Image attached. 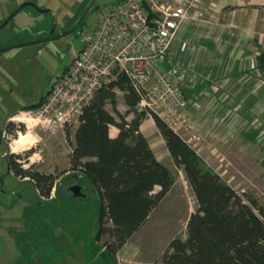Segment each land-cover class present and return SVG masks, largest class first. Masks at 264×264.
<instances>
[{
  "label": "rangeland",
  "instance_id": "374dc122",
  "mask_svg": "<svg viewBox=\"0 0 264 264\" xmlns=\"http://www.w3.org/2000/svg\"><path fill=\"white\" fill-rule=\"evenodd\" d=\"M84 1L10 0L0 4V18L8 10L33 2L40 8L52 10L56 28L60 29L80 12ZM111 1L114 0H95L74 34L47 41L39 51L29 45L0 52V174L5 176L2 187L0 185V264H116L117 256L113 263L103 256L102 241L107 237L102 236L100 241L96 239L98 201L86 181L89 198L76 200L86 210L82 211L84 217L78 221H66L62 209L63 202L70 197L66 187L73 183L72 177L61 182L57 179L60 183L57 194L54 187L50 197L45 198L38 194L29 177L7 172V160L14 155L13 159H18L23 169L63 173L62 177L67 175L64 171L68 166L70 146L65 134L68 130L70 139L73 138L76 122L51 134L30 113L32 109L23 107L38 102L51 80L71 63L82 47L78 36L80 29L82 26L93 27L96 23L94 8ZM50 22L48 13L25 7L0 29V47L6 43L13 45L18 38L16 35L26 40L39 27H46ZM22 27L24 30L20 32ZM229 98L227 93L219 103ZM214 100L217 101L216 97ZM187 102L185 112L191 127L182 129L179 134L237 192L251 194L264 205V100L251 107L242 118L238 116L237 106L225 107L220 121L217 124L211 122V127L206 126L210 128L207 132L202 128L205 121L199 114L201 104L195 99H187ZM107 107L113 112L110 104ZM191 109L196 111L189 121ZM116 110L122 114L126 112L122 92L118 90ZM8 116L14 117L11 120L13 130L5 128ZM133 116V113L126 114L127 119ZM220 124L226 128L224 133L218 132ZM18 125L22 128L19 129ZM254 130H257L254 140L244 137L243 133ZM21 135L27 136L18 142ZM168 166L174 178L173 186L132 238L140 245L138 257L153 262L161 256L171 238H185L186 220L195 208L193 193L182 170L172 162ZM51 203L57 205L56 211L52 205L44 206Z\"/></svg>",
  "mask_w": 264,
  "mask_h": 264
},
{
  "label": "trees",
  "instance_id": "16d2710c",
  "mask_svg": "<svg viewBox=\"0 0 264 264\" xmlns=\"http://www.w3.org/2000/svg\"><path fill=\"white\" fill-rule=\"evenodd\" d=\"M259 63L264 68V54L259 55ZM117 90L122 92L125 114L116 110ZM139 99L124 74L96 91L78 118L73 140L66 130L70 151L65 177L63 173L23 169L11 158L14 155L8 158L10 171L15 176L29 177L42 197L49 198L54 187L57 194L58 182L69 177L81 186L86 196L80 198L72 197L66 187L70 194L63 202L66 221L84 217L82 211L86 210L76 200L90 196L85 181L92 187L98 201L96 239L107 237L102 241L103 256L112 263L116 252L147 221L174 183L169 166L156 159L139 129L146 116L144 110L137 109ZM38 102L23 109L33 110ZM108 104L113 112L107 109ZM129 113L134 116L127 119ZM150 113L172 164L182 170L195 199V208L186 220L185 238H171L153 264H264V205L251 194L237 192L186 139ZM110 127L117 131L113 137ZM5 128L13 130L12 121H7ZM252 134L251 140L257 131ZM50 205L56 211L55 203L44 206Z\"/></svg>",
  "mask_w": 264,
  "mask_h": 264
},
{
  "label": "built area",
  "instance_id": "2783aa9c",
  "mask_svg": "<svg viewBox=\"0 0 264 264\" xmlns=\"http://www.w3.org/2000/svg\"><path fill=\"white\" fill-rule=\"evenodd\" d=\"M198 2L114 0L97 5L95 25L82 26L78 33L81 49L51 80L30 113L55 134L59 128L77 123L96 91L124 74L140 97L138 110H144L148 117L150 112L156 114L177 133L189 129L182 83L191 68L181 61L177 50L173 51V45ZM177 48L185 52L187 41L178 42Z\"/></svg>",
  "mask_w": 264,
  "mask_h": 264
},
{
  "label": "crops",
  "instance_id": "0c3cea01",
  "mask_svg": "<svg viewBox=\"0 0 264 264\" xmlns=\"http://www.w3.org/2000/svg\"><path fill=\"white\" fill-rule=\"evenodd\" d=\"M8 2L10 0L3 4ZM191 12L193 17L181 26L173 51L177 50L181 61L191 68L182 83V91L187 99H195L201 104L199 114L205 121L202 128L207 132L210 128L206 126L219 122L225 107L237 106L238 116L242 118L251 107L264 100L261 98L264 95V68L259 63V55L264 54V0H199ZM182 40L188 43L183 53L177 48ZM227 93L231 98L219 103ZM122 105L125 109L123 98ZM195 111L191 109L189 121L194 118ZM6 120H14V117L8 116ZM139 129L156 159L169 165L172 161L154 120L145 116ZM225 130L220 124L218 132ZM252 133L243 135L251 141ZM109 134L115 136L116 129L110 127ZM142 226L116 252V264L153 263L151 259L138 257L140 245L132 239Z\"/></svg>",
  "mask_w": 264,
  "mask_h": 264
},
{
  "label": "water",
  "instance_id": "95a60500",
  "mask_svg": "<svg viewBox=\"0 0 264 264\" xmlns=\"http://www.w3.org/2000/svg\"><path fill=\"white\" fill-rule=\"evenodd\" d=\"M94 1L95 0H86L85 4L81 8L80 12L78 13L77 17L75 18V20L73 21L71 26L67 30L62 32L61 34L51 35L50 37H46V38H43V39H40V40H37V41H33L32 43H23V44H18V45L16 44V45H9V46L0 47V52L6 51V50H9L11 48L18 47V46H26V45L37 44V43H44V42H47V41H50V40H55V39H57V38H59L61 36H64V35H67V34L71 33L73 31V29L83 20V18L85 17L86 13L88 12V10L93 5ZM26 6H31V7L35 8L37 11H39V12L50 13L51 15H53L54 16L53 26H54V24H55V14H54V12L52 10L46 9V8H40L33 2H25V3L21 4V5H19L16 9H14L0 23V28H2L4 25H6L8 23V21L14 15H16L22 8H24ZM7 171H9V166H7ZM3 183H4V176H0V185H1V187H2ZM67 189H68V191L71 192L72 197H74V198H80V197H85L86 196V194L81 191V186L79 184L75 183L72 186H69Z\"/></svg>",
  "mask_w": 264,
  "mask_h": 264
},
{
  "label": "flooded vegetation",
  "instance_id": "af4514ba",
  "mask_svg": "<svg viewBox=\"0 0 264 264\" xmlns=\"http://www.w3.org/2000/svg\"><path fill=\"white\" fill-rule=\"evenodd\" d=\"M26 7H30V9H31V11H34V12H38V13H44V12H39V11H37L35 8H33V7H31V6H26ZM25 8V7H24ZM23 9V8H22ZM12 12V11H11ZM10 12V13H11ZM9 13V14H10ZM8 14V15H9ZM18 14V13H17ZM49 15H50V18H51V22H50V24H48V26H46V27H39L38 29H37V31L34 33V34H32V35H30L29 36V38L28 39H26V40H21V38H20V36L19 35H16L18 38L16 39V41L14 42V44L13 45H18V44H23V43H32L33 41H37V40H40V39H43V38H46V37H50L51 35H57V34H61L62 32H64L65 30H67L70 26H71V24L73 23V21L75 20V18L77 17V15L74 17V18H72L71 19V21L69 22V23H67V24H65L63 27H61L60 29H57L56 28V17H55V24H54V26H53V20H54V16L53 15H51L50 13H48ZM8 15H6V16H4V17H1L0 18V23L8 16ZM15 16V15H14ZM13 16V17H14ZM12 17V18H13ZM11 18V19H12ZM11 19L8 21V23L11 21ZM7 23V24H8ZM6 24V25H7ZM6 25H4V26H6ZM79 25H80V23L73 29V31L71 32V33H69V34H67V35H70V34H74V32L77 30V28L79 27ZM3 26V27H4ZM39 26V25H38ZM2 27V28H3ZM2 28H0V29H2ZM23 30H24V27H22V29H21V31L20 32H23ZM67 35H64V36H61V37H65V36H67ZM15 37V36H14ZM61 37H59V38H61ZM58 39V38H57ZM45 44V42L44 43H37V44H31V45H34L35 47H36V51H39L40 50V48L43 46ZM9 46V43H6V44H4V46ZM26 46H29V45H26ZM3 47V46H2ZM18 47H23V46H18ZM15 48V47H14ZM27 106V105H26ZM7 122V121H6ZM5 122V123H6ZM1 133H2V131H1ZM1 133H0V135H1ZM12 156V155H11ZM11 158H13V157H11ZM15 162H19L18 161V159H13ZM7 166H9V162H8V160H7ZM8 173L10 172V168H9V171H7ZM0 176H4V175H2V174H0ZM4 181H5V176H4ZM73 184H75V182L74 183H71V184H69L68 185V187L69 186H72ZM67 187V188H68Z\"/></svg>",
  "mask_w": 264,
  "mask_h": 264
},
{
  "label": "bare ground",
  "instance_id": "6f19581e",
  "mask_svg": "<svg viewBox=\"0 0 264 264\" xmlns=\"http://www.w3.org/2000/svg\"><path fill=\"white\" fill-rule=\"evenodd\" d=\"M26 136L27 135H21L17 141L20 142L22 140V138H25Z\"/></svg>",
  "mask_w": 264,
  "mask_h": 264
}]
</instances>
